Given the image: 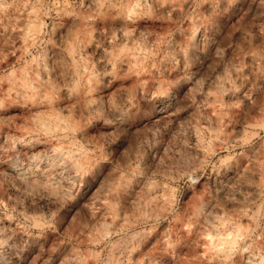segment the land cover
Listing matches in <instances>:
<instances>
[{"label":"clouds","instance_id":"clouds-1","mask_svg":"<svg viewBox=\"0 0 264 264\" xmlns=\"http://www.w3.org/2000/svg\"><path fill=\"white\" fill-rule=\"evenodd\" d=\"M0 212V264H264V0H0Z\"/></svg>","mask_w":264,"mask_h":264},{"label":"rangeland","instance_id":"rangeland-1","mask_svg":"<svg viewBox=\"0 0 264 264\" xmlns=\"http://www.w3.org/2000/svg\"><path fill=\"white\" fill-rule=\"evenodd\" d=\"M30 34H34L36 37V40L34 41L35 43V51L32 52V55L36 58L37 62H39L40 60H42L45 56L51 57L53 55V50L50 49V45L46 46L45 44L40 43L39 40V27L37 25V27L35 29H33ZM21 43H23V41H21ZM147 54L145 53V56ZM143 66V65H140ZM5 67H7V65H5ZM41 75H43V73H41ZM50 87H52V93L54 95V87L50 85ZM37 162L40 161V154H37ZM19 162V167L17 168H21L20 166L23 165V161L22 160H18ZM98 187V185H97ZM93 191H95V189H93ZM62 190L58 187H56L55 185H52L49 190L45 193V195H47L50 199H57L62 195ZM111 205H112V209L113 212L115 213V215L117 216V218H119L120 215H127V213H122L120 211V207H119V201L117 200H113L111 201ZM97 207H99V205H97ZM103 208H101L100 213H97V215L99 216H103ZM3 213L0 212V215H2ZM102 221V220H101ZM38 222H40L38 220ZM105 224L101 223V227H106L109 226L111 221L110 219L105 220L104 222ZM135 219L133 217H129V225H135ZM179 221H169L166 222L164 224H161L160 227L158 229H154L152 232V235L149 237H146L141 244L140 249L138 250L137 253L134 254V256L136 258L139 259H143L144 256L147 255H151L152 253H154V248L157 245L158 246V240L163 238L166 234V231H171L173 234L176 233V230L179 228ZM189 225H186V227H188ZM160 245V244H159ZM153 264H156L155 260L153 261ZM162 264H168L167 260H163Z\"/></svg>","mask_w":264,"mask_h":264},{"label":"bare ground","instance_id":"bare-ground-1","mask_svg":"<svg viewBox=\"0 0 264 264\" xmlns=\"http://www.w3.org/2000/svg\"><path fill=\"white\" fill-rule=\"evenodd\" d=\"M30 36L33 38L34 41L36 40V37L34 34H30ZM50 49L52 50L51 47H50ZM18 160H19V158L17 159V161L15 163L16 167H19V163H18L19 161ZM20 167H22V166H20ZM103 214H104V212H103ZM104 222H105V219H102L101 223L105 224ZM190 227H191L190 225L188 227L185 226V230H187ZM163 239H164V237L158 240V246L157 245L155 246L154 252L159 248L160 241ZM169 243H172L174 245L175 251L173 253V258H175L176 254H179L181 256H189V255L194 256V254H195L194 253V249H195L194 241L184 240L183 243H181L180 241L173 239V240H170ZM164 259L168 261V264H172V261L169 260L167 257H165Z\"/></svg>","mask_w":264,"mask_h":264}]
</instances>
